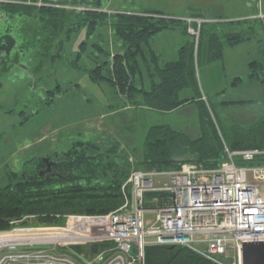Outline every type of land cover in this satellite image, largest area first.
Masks as SVG:
<instances>
[{
  "label": "trees",
  "instance_id": "16d2710c",
  "mask_svg": "<svg viewBox=\"0 0 264 264\" xmlns=\"http://www.w3.org/2000/svg\"><path fill=\"white\" fill-rule=\"evenodd\" d=\"M25 1L1 4L10 14L36 15L46 21L52 33L56 32L57 26L63 28L65 22L71 19H77L73 22L75 26H66L65 32L82 25H86L90 32L99 22L110 23L114 36L123 45V51L112 55L108 52L105 59L87 69L91 81H108L129 98L135 99L139 95L142 98L140 104L154 111H171L187 102H200L202 135L192 138L169 124L149 126L135 169L174 170L188 162L212 168L224 159V146L230 150L264 148V115L248 126H232L225 136L207 108L197 73L200 62L210 63L221 59L225 46H232L262 33L264 20L257 17L216 19V22H201L198 25L196 21L169 17L155 9L139 13H107L98 9V5H89V0H80L76 5L84 9H75L72 13L71 9L62 8L58 0L53 5L41 6ZM94 4H98V0ZM72 14L74 17L71 18ZM198 14L195 12L193 16ZM235 22L244 23L247 27L238 31H221V24L232 25ZM189 26L198 28L197 41L188 32ZM176 27L183 29L187 39L178 48L175 59L160 62L157 53L149 45V39L163 29ZM14 45L12 35L0 36L1 62L6 60ZM249 66L252 67L249 76L258 79L264 88V65L252 60ZM183 90L188 91V95L181 96ZM118 149L116 142L101 145L97 141H77L54 158L57 174L53 177L38 175V168L44 164L41 158L36 161L37 168L33 173L11 171L8 174L10 180L0 186V231L11 229L14 220L29 214L35 215L40 224H52L63 221L62 215L66 213H106L118 207L123 201L120 185L130 170L126 158L121 161L115 158ZM262 161L256 159L248 163L259 164ZM12 239L9 234L0 238L1 241ZM145 264L212 263L186 247L147 245Z\"/></svg>",
  "mask_w": 264,
  "mask_h": 264
},
{
  "label": "rangeland",
  "instance_id": "374dc122",
  "mask_svg": "<svg viewBox=\"0 0 264 264\" xmlns=\"http://www.w3.org/2000/svg\"><path fill=\"white\" fill-rule=\"evenodd\" d=\"M67 1L72 13L75 9L80 10L76 5L80 0ZM94 1L97 0H89L88 4L98 5L100 10L105 6L106 10L109 3L128 8L130 1L134 0H98V4ZM152 1L159 3L164 11L186 8L188 15L198 10H219V7L222 11L221 6L228 4L226 1H236L235 6L239 10L253 7L248 0ZM253 4L258 14L259 8ZM262 7L264 9V0ZM235 23L233 29L240 30ZM72 25L69 23L68 26ZM46 29L45 37L39 41L35 35L26 43H15L6 60L0 61V186L10 180L8 174L11 171L33 173L38 159L58 157L77 141H97L101 145L116 142L119 149L115 158L120 161L126 158L130 173L141 157L149 126L169 124L192 138L202 135L198 101L188 102L171 111H154L120 93L108 81L97 83L89 79L86 70L100 63L110 51L112 40L110 43L107 34L103 32L102 38L94 39L86 25L68 32H65L66 25L63 28L57 26L54 33L48 26ZM94 29L107 31L103 26ZM245 42L234 48L233 54L228 52L229 46H225L223 50L227 52L222 60L200 62L197 67L203 99L225 136L232 126H248L264 115V88L258 79L249 76L252 70L249 61L256 60L264 65V37L257 33ZM73 61L76 64L73 65ZM242 100L248 101L224 103ZM156 180L164 179L159 177ZM257 187L264 198V184L259 183ZM155 196L145 194V201ZM154 205L146 202V206ZM154 219V212L146 211L145 226L152 224ZM40 223L31 214L24 221V224ZM5 234H0V238ZM0 242V245L8 244V241ZM5 253H8V248L3 246L0 255Z\"/></svg>",
  "mask_w": 264,
  "mask_h": 264
},
{
  "label": "built area",
  "instance_id": "2783aa9c",
  "mask_svg": "<svg viewBox=\"0 0 264 264\" xmlns=\"http://www.w3.org/2000/svg\"><path fill=\"white\" fill-rule=\"evenodd\" d=\"M248 1L264 20L262 0ZM25 2L41 6L57 0ZM188 32L197 41L198 28L189 26ZM224 154L212 168L188 162L174 170L132 169L120 185L122 203L106 213H66L52 224H24L28 215L14 220L0 234L15 232L24 241L0 245V251L8 248L0 264H145L147 245L182 246L212 264H242V244L264 241V198L257 187L264 184V148L224 146ZM256 159L263 161L246 165ZM147 193L157 196L145 201ZM148 210L155 219L145 226Z\"/></svg>",
  "mask_w": 264,
  "mask_h": 264
},
{
  "label": "crops",
  "instance_id": "0c3cea01",
  "mask_svg": "<svg viewBox=\"0 0 264 264\" xmlns=\"http://www.w3.org/2000/svg\"><path fill=\"white\" fill-rule=\"evenodd\" d=\"M8 1H13L16 2L17 0H4L2 2H0V36L3 34H10L14 37L15 39V43L19 42L21 44L26 43L28 41V39H30V37H34L36 35L35 38L38 39V41L40 39H42L43 37H45V33L47 31V23L46 21H44L43 19H39L36 15H17V14H10L9 12L5 11L3 8V2H8ZM74 1V0H72ZM78 1V0H77ZM59 4H61L62 8L65 9H71V6L68 4L69 2L67 0H58ZM130 5L128 8L122 7V6H112L111 3H109L106 6V10H104L105 6H103V11H106L107 13L110 12H128V13H139L142 11H145L147 9H155V10H159L162 11L165 15L169 16V17H180L181 19H186V18H202L204 19L203 22H214L213 20L216 19H229V20H233V19H246L249 18L251 16H255L257 15V12L254 8V4L252 3L253 7H249L246 6L245 8H243L242 10H239L236 8V1H226V3L224 6L222 5V11L220 10V7L218 8L220 10H215L213 8L214 11H204V10H198V15L197 16H193V14L188 15L186 12V8L182 9V10H169V11H164L162 6H160L159 3H155L152 0H134V1H130ZM141 3V4H140ZM139 5V8H136ZM73 8V7H72ZM262 11L264 12V9L262 7ZM192 16V17H191ZM74 17V15H71V18ZM183 17V18H182ZM185 17V18H184ZM251 19V18H249ZM75 20L71 19V20H67L66 26L69 27V23L74 22ZM240 24V23H239ZM237 25L240 26L241 29L246 28L244 27V25ZM221 31L224 32H228V31H236L235 29H233L234 25L236 24H232V25H224L221 24ZM75 24H73L71 27H74ZM100 27L103 26L104 28H107V31H102L101 29H93L90 32H88L91 36H93V38H102L103 37V32L105 34H107V38L109 39L110 43L112 40V46L110 47V53L112 55V53L114 52H122L123 51V45L121 43V41H114L117 39L113 34L111 25L109 22H99L97 25H95L96 27ZM3 27V28H2ZM240 29V30H241ZM4 31V33H2ZM72 31V30H71ZM262 35V33H260ZM113 36V38H112ZM42 37V38H41ZM106 38V37H105ZM22 39V40H21ZM187 39V35L183 32V29L180 27H176V28H167V29H163L155 34H153L150 39H149V45L150 47L157 53L160 62H166V61H170L173 60L177 57V53H178V48L186 41ZM34 40V39H33ZM249 40V39H248ZM247 41V40H245ZM240 43L241 44H245L246 42ZM117 44H114V43ZM249 42V41H248ZM32 44V40L30 42V45ZM240 45H233V46H229L227 47L228 52H230L231 54L234 53L233 50H235L234 48H237ZM227 50H223V56L220 60H222L224 58V55L226 54ZM110 83V82H109ZM111 84V83H110ZM109 84V85H110ZM188 95V91L183 90L181 93V96H186ZM135 100L137 103L140 104L142 98L141 96H136ZM188 103V102H187ZM186 104V103H185ZM141 105V104H140ZM178 109V108H176Z\"/></svg>",
  "mask_w": 264,
  "mask_h": 264
},
{
  "label": "water",
  "instance_id": "95a60500",
  "mask_svg": "<svg viewBox=\"0 0 264 264\" xmlns=\"http://www.w3.org/2000/svg\"><path fill=\"white\" fill-rule=\"evenodd\" d=\"M45 169H40L38 175L43 177L45 172L50 170L52 161L49 157H44ZM97 245L93 244L92 249L96 250ZM171 247H173L171 245ZM242 264H264V241L244 242L242 244Z\"/></svg>",
  "mask_w": 264,
  "mask_h": 264
},
{
  "label": "flooded vegetation",
  "instance_id": "af4514ba",
  "mask_svg": "<svg viewBox=\"0 0 264 264\" xmlns=\"http://www.w3.org/2000/svg\"><path fill=\"white\" fill-rule=\"evenodd\" d=\"M57 156H55L54 158H56ZM50 159L53 163L52 165L50 166V170L45 172L44 176L45 177H53L57 174V170H56V160L55 159ZM45 164H43V166L41 167V169H45Z\"/></svg>",
  "mask_w": 264,
  "mask_h": 264
},
{
  "label": "bare ground",
  "instance_id": "6f19581e",
  "mask_svg": "<svg viewBox=\"0 0 264 264\" xmlns=\"http://www.w3.org/2000/svg\"><path fill=\"white\" fill-rule=\"evenodd\" d=\"M151 170H154V169H151ZM7 234H9V235H11L13 237V239L11 241H8V243H11V242H14V241H20V242L24 241L23 237L18 236L17 234H15V232H8ZM13 234H15V235H13ZM0 243H2V242H0Z\"/></svg>",
  "mask_w": 264,
  "mask_h": 264
}]
</instances>
